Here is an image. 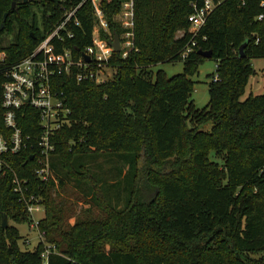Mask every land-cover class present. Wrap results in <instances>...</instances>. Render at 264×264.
Returning a JSON list of instances; mask_svg holds the SVG:
<instances>
[{
    "label": "trees",
    "instance_id": "1",
    "mask_svg": "<svg viewBox=\"0 0 264 264\" xmlns=\"http://www.w3.org/2000/svg\"><path fill=\"white\" fill-rule=\"evenodd\" d=\"M16 1L12 8L13 0H0V28L5 25L0 83L9 65L51 32L64 9L83 0ZM191 1L134 0L137 50L127 57L114 52L111 78L78 83L76 69L54 78L72 122L55 136V180L42 184L40 193L45 217L39 226L46 243L55 247L45 263L46 243L21 249L19 229L2 226L4 214L16 223L29 217L13 191L12 175H0V264H263L252 254L264 252V91L241 98L256 74L251 60L264 58L263 0H223L196 37L195 50L182 59L191 38ZM101 7L110 26L103 35H120L114 19L120 0H103ZM77 16L74 37L52 41L54 54L61 56L70 47L79 55L91 44L95 19L89 0ZM200 49L213 51L219 77L210 83V100L203 108L190 99L191 75L207 59ZM173 61L183 62V73L167 77L162 70H149ZM22 112L29 113L21 120L25 133L39 135V112L28 107ZM207 122L211 128L201 129ZM32 152L24 149L8 158L22 178L35 179ZM103 154L121 162L114 183L92 172L89 162ZM70 182L85 196L94 193L73 225L67 220L74 203L64 195ZM121 184L128 193L123 204L109 195Z\"/></svg>",
    "mask_w": 264,
    "mask_h": 264
},
{
    "label": "built area",
    "instance_id": "2",
    "mask_svg": "<svg viewBox=\"0 0 264 264\" xmlns=\"http://www.w3.org/2000/svg\"><path fill=\"white\" fill-rule=\"evenodd\" d=\"M85 1L87 0L65 8L61 20L51 32L29 55L10 64L3 72L4 80L0 83L2 93L0 106L4 124V129L0 132V175L4 177L12 175L13 191L18 195V202L24 204L25 212L29 217L25 224L29 230L37 231L39 243L46 242L45 231L39 226L40 221L45 217L44 198L40 193L42 184L46 185L50 180H55L52 167V155L57 144L55 136L64 126H70L72 123L65 94L55 89L54 78L58 75L70 74L76 69L78 83L87 81L101 83L111 78L116 71V66L112 63L115 52L111 45L113 36L103 35V32L110 33L108 20L101 7L103 0H89L95 19L91 44L79 50V55H75L70 47H64L61 56L54 54L53 40L63 42L66 37H74L72 25L80 26L77 12ZM222 2L223 0L191 1L192 11L188 15L190 25L188 32L191 38L182 49V59H186L195 50L198 43L196 37L205 26L210 14ZM261 6L264 7V0ZM263 17L264 14H261L259 19ZM114 19L121 29L119 52L122 53V57H127L131 51L137 50L134 0H120V9ZM183 34L184 32L179 33V35ZM86 56L89 60H86ZM4 60L2 55L0 64H4ZM218 78L217 74L213 79L217 81ZM24 107L39 112L41 128L39 135L33 137L23 130L21 120L26 114L29 115L22 112ZM24 149L36 150L30 157V160H34L36 164L33 169L35 179L20 177L9 162L8 158L11 155L19 154ZM46 245V250L42 253L45 263L55 247L51 244Z\"/></svg>",
    "mask_w": 264,
    "mask_h": 264
},
{
    "label": "rangeland",
    "instance_id": "3",
    "mask_svg": "<svg viewBox=\"0 0 264 264\" xmlns=\"http://www.w3.org/2000/svg\"><path fill=\"white\" fill-rule=\"evenodd\" d=\"M16 4L14 8H16ZM41 15L42 13L39 12V23L41 20ZM5 35V37H8L7 34ZM12 37L13 35H9V39H12ZM0 57H2V55ZM251 64L255 69L256 74L251 75L249 83L246 87V92L241 97L242 99H245L250 93L262 94L264 91V58H254L251 60ZM149 70L153 72V74H155L158 70H162L167 77H171L173 75L183 73V62H161L150 66ZM214 75H217V61L212 58L202 60L198 64L197 71L193 75H191V79L195 82V85L190 99L195 107L203 108L208 104L210 100L209 87L210 83L213 81ZM187 125L189 126L190 122H187ZM211 125V122H207L200 128L209 130L211 128ZM212 156H214L213 152L211 153V157ZM116 159L117 157L115 156L107 158L105 154H103L99 155L98 157H96V159H93L94 161H90L89 163L92 168V172L96 174V177L101 178L102 176L105 180H107L108 183H114L119 174V170L117 167L121 164V162H119L118 165V163L115 162ZM125 171L126 170H124L123 172L125 173ZM151 194L154 195V193ZM64 195L70 197L74 203V210L70 215L71 217L69 216L67 220L70 225H73L76 222L77 216L82 214V211L90 206L86 203L85 199L92 201L94 193L85 196L86 193L81 187L77 186L73 182H70L67 186V192L64 193ZM109 195L111 199L113 198L114 202L121 200L120 203L123 204L124 199H126V197L128 196V193H126V191L124 190V184H121L117 185L116 190L110 191ZM94 210L97 214L98 210L96 208ZM9 225L15 226L19 229L22 236L21 240L19 241L21 249L31 250L34 249L39 243L37 231L29 230L28 226L25 223H16L12 219H9ZM109 247V245L106 246L107 249ZM252 256L255 258H263L264 264V252L254 253L252 254Z\"/></svg>",
    "mask_w": 264,
    "mask_h": 264
},
{
    "label": "water",
    "instance_id": "4",
    "mask_svg": "<svg viewBox=\"0 0 264 264\" xmlns=\"http://www.w3.org/2000/svg\"><path fill=\"white\" fill-rule=\"evenodd\" d=\"M27 1V0H24ZM16 4V1L13 0L12 3V8H14ZM8 13L4 15V20L7 18ZM4 23L1 25L0 31L4 29ZM247 42H244L240 49H239V55L242 57L244 56V47L246 46ZM112 47L115 49V51H120V40H119V35L117 33L114 34L113 41L111 42ZM198 54L202 55L203 57L207 59H211L213 56V51L212 50H198ZM86 60H89V57L86 56ZM2 226L3 227H9V221H8V215L4 214L2 217Z\"/></svg>",
    "mask_w": 264,
    "mask_h": 264
}]
</instances>
